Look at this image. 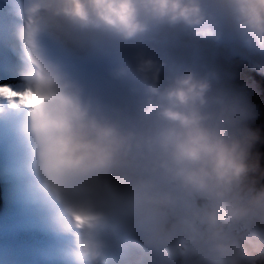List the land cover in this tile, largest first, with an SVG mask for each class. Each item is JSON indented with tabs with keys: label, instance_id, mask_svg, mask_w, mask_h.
I'll return each mask as SVG.
<instances>
[{
	"label": "clouds",
	"instance_id": "1",
	"mask_svg": "<svg viewBox=\"0 0 264 264\" xmlns=\"http://www.w3.org/2000/svg\"><path fill=\"white\" fill-rule=\"evenodd\" d=\"M0 45L54 264H264V0H0Z\"/></svg>",
	"mask_w": 264,
	"mask_h": 264
},
{
	"label": "bare ground",
	"instance_id": "2",
	"mask_svg": "<svg viewBox=\"0 0 264 264\" xmlns=\"http://www.w3.org/2000/svg\"><path fill=\"white\" fill-rule=\"evenodd\" d=\"M8 54L9 53L5 49L3 52L2 58H4L5 60L6 57L10 55ZM2 58H1V61L3 62L2 64H4L7 60L3 61ZM0 154L10 156L8 147L3 139H0ZM8 181L11 182L10 180ZM8 181L6 180L4 173L0 172V202L1 203L3 201L8 202V194H10L9 191L12 188V186L7 183ZM6 208L12 209L15 212H18L20 208V210L23 211V216H25L26 219H22V220L26 222H23L20 225H18L19 233L17 235H19V237L22 238L23 240L24 239L27 240L29 243L40 246L39 248H42L45 254V263L54 264L53 253H54L55 241L53 240V238L48 233L44 232L37 226L28 222L26 209H22L21 206H15V209H14L10 204H7Z\"/></svg>",
	"mask_w": 264,
	"mask_h": 264
},
{
	"label": "rangeland",
	"instance_id": "3",
	"mask_svg": "<svg viewBox=\"0 0 264 264\" xmlns=\"http://www.w3.org/2000/svg\"><path fill=\"white\" fill-rule=\"evenodd\" d=\"M242 72H243V75H245V76L254 77V75L251 76L250 74H247V72L245 70H242ZM8 162H6L3 166L7 165ZM3 168L4 167H0V172L4 173V175L6 177V180L8 181L9 178H8V176L5 173V169H3ZM9 193L10 194H8V202H5L4 201L3 202V205L4 204L7 205V204H11L12 202H15V197H16V196H14L15 195L14 194L15 192L14 191H9ZM14 209H15V206H14ZM8 212L9 213H6V216L5 217L3 215L2 216L0 215V236H10V235H14L16 238H18V240L20 241L21 244L19 242H17V243H18V245L21 248L16 253V261L15 262H16V264H28L27 263L28 259L26 258L27 255H33L31 252H29L30 251V248L27 245L28 241L25 240V239L23 240L22 238H20L19 235H17V233L13 229V226L12 225H9V223H8L9 219L15 220L16 221V224L14 225V227L17 226L16 228L18 229V225H20V223H19L20 217H18L17 214H21L22 215L23 214V211H21L20 208H19L18 212H16L17 214L16 213L14 214V211H10V210ZM8 250H9L8 251L9 256H11V253H12L11 248H9ZM37 250H38V253L36 255V258H40L42 261H40L39 264H43V262H44V253H43V251L41 249H38L37 248ZM20 257H22L23 259L20 260ZM20 261H21V263H20ZM33 264H38V263H36L35 260H34Z\"/></svg>",
	"mask_w": 264,
	"mask_h": 264
},
{
	"label": "water",
	"instance_id": "4",
	"mask_svg": "<svg viewBox=\"0 0 264 264\" xmlns=\"http://www.w3.org/2000/svg\"><path fill=\"white\" fill-rule=\"evenodd\" d=\"M244 70H245V69H244ZM257 77H258V76H257ZM258 78L264 80V78H261V77H258ZM3 241H5V242L8 244L9 247L12 246V241H11L10 239L3 240ZM0 243L3 245V242H2L1 240H0ZM5 256H6V257H5ZM8 257H9V256H8V253H7V251L5 250V248H4V247L0 248V264H3V262L7 263L8 260H9Z\"/></svg>",
	"mask_w": 264,
	"mask_h": 264
},
{
	"label": "snow or ice",
	"instance_id": "5",
	"mask_svg": "<svg viewBox=\"0 0 264 264\" xmlns=\"http://www.w3.org/2000/svg\"><path fill=\"white\" fill-rule=\"evenodd\" d=\"M0 83H2V82H0Z\"/></svg>",
	"mask_w": 264,
	"mask_h": 264
}]
</instances>
